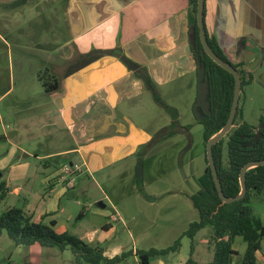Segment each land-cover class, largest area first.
<instances>
[{
    "label": "crops",
    "instance_id": "1",
    "mask_svg": "<svg viewBox=\"0 0 264 264\" xmlns=\"http://www.w3.org/2000/svg\"><path fill=\"white\" fill-rule=\"evenodd\" d=\"M204 22L207 38L253 83L264 68V0H205ZM194 29L190 0H0V182L22 203L10 209L56 222L60 200L73 188L58 181L64 166L100 174L131 159L140 164L151 149L189 131L200 63ZM44 74L55 90L46 92ZM152 96L166 116L155 131ZM241 120L260 122L247 121L244 103ZM106 226L102 243L115 235ZM102 249L108 259L126 253ZM261 251L256 258L264 264ZM191 256L193 264H210L214 253L197 260L194 240ZM189 259L168 254L149 264Z\"/></svg>",
    "mask_w": 264,
    "mask_h": 264
},
{
    "label": "rangeland",
    "instance_id": "2",
    "mask_svg": "<svg viewBox=\"0 0 264 264\" xmlns=\"http://www.w3.org/2000/svg\"><path fill=\"white\" fill-rule=\"evenodd\" d=\"M8 69L9 66L5 73ZM10 99L4 100L3 104L8 103L9 106ZM240 99V113L242 115L244 103L247 121L255 124L264 117V68L257 72L253 83L243 88ZM151 101L149 128L155 131L166 124V116L163 109L156 108L158 106L153 96ZM196 116V113L190 116L192 125L189 131L177 133L151 149L150 156L140 164L133 163L131 159L128 163L109 166L100 174L81 167L82 173L72 177L73 188L60 200L58 211L52 217L57 222L54 230L72 234L88 244L93 234V245L100 248L122 246L128 255L117 264H137L139 256L134 252L171 247L192 222L199 220L191 196L200 190L199 179L207 163L205 130ZM28 159L35 160L33 156ZM100 202L105 205L104 208L98 206ZM251 205L264 222V201L254 196ZM12 206H22L15 192L0 202V216ZM106 224L113 226L115 235L108 242L102 243L100 239L106 236L103 230ZM212 236V226H207L196 235L195 247L199 253L197 260L212 258ZM181 243L183 249L178 253H169V257H192L188 237L181 238ZM246 247L244 240L237 237L234 249L242 255ZM261 253L264 254V239ZM0 264L78 263L70 247L61 251L39 245L16 246L4 232L0 237Z\"/></svg>",
    "mask_w": 264,
    "mask_h": 264
},
{
    "label": "trees",
    "instance_id": "3",
    "mask_svg": "<svg viewBox=\"0 0 264 264\" xmlns=\"http://www.w3.org/2000/svg\"><path fill=\"white\" fill-rule=\"evenodd\" d=\"M190 2L195 26L196 51L200 59L199 62L205 67L206 77L209 80L211 114H205L201 111V118H197L199 124L204 127L206 145L207 141L224 127L229 118L234 96L235 78L205 53L196 22L198 0H190ZM208 42L220 58L230 62L217 42L209 39ZM232 65L241 75L243 92V88L251 84L252 77L240 69L241 64L232 63ZM44 76H39V78L43 82L46 92L55 90L57 85L52 84V80L48 79L45 74ZM155 98L161 106L171 111L156 94ZM240 111L239 104L234 127L224 139L213 146L218 177L223 192L228 198H234L241 192V169L251 161L264 160V117L260 119L258 127H255L241 120ZM173 116L176 119V113ZM205 162L207 167L199 179L200 190L191 196L193 206L198 211L199 220L192 222L171 247L166 249L152 248L148 251L138 252L142 264H149L151 260L176 252L181 245L182 237H188L191 240L193 252L196 235L207 226L213 228L210 244L214 245V257L210 264H233L235 257L239 256V253L233 248L237 237H241L247 245L238 264H260L256 254L261 251L262 240L264 239V222L251 205V199L253 196L258 197L259 195H263L264 198V166L253 168L247 172V194L242 200L222 204L207 161L206 146ZM8 193L9 188L6 183L0 182V202L5 200ZM55 224V221H51L49 224L43 220L35 222L32 215L22 209L12 208L0 216V237L6 232L16 246L39 245L47 248H58L61 251L70 247L78 264H117L128 255V253H122L120 256L108 259L104 256L102 248L85 243L72 234L57 233L54 230ZM105 226L103 227L104 230H108ZM187 264H193V260L190 258Z\"/></svg>",
    "mask_w": 264,
    "mask_h": 264
},
{
    "label": "water",
    "instance_id": "4",
    "mask_svg": "<svg viewBox=\"0 0 264 264\" xmlns=\"http://www.w3.org/2000/svg\"><path fill=\"white\" fill-rule=\"evenodd\" d=\"M204 10H205V0H198L197 3V11H196V22L197 27L199 29V36L200 41L203 46V49L205 53L220 67L231 73L235 78V89H234V96H233V102L229 114V118L224 125V127L218 131L216 134H214L206 143V155H207V161L211 168L214 183H215V189L217 190L220 199L222 200V204H230L233 202H237L242 200L246 194H247V184H246V176L247 172L253 168L264 166V160L262 161H251L247 163L240 172V186H241V192L238 196L234 198H228L225 196L222 185L220 182V179L218 177V171H217V165L214 158L213 153V146L219 143L222 139L226 137V135L232 130L234 127V122L236 115L238 113V107L239 102L242 94V78L238 70H236L231 62H227L220 58L210 47L206 29H205V22H204ZM198 97L197 101L194 105V111L197 115V117L201 118V111L205 114H211L210 112V102H209V80L206 77V71L205 67L201 65V63L198 64ZM0 173V177H1ZM99 207L104 208L105 205L103 203H98Z\"/></svg>",
    "mask_w": 264,
    "mask_h": 264
},
{
    "label": "built area",
    "instance_id": "5",
    "mask_svg": "<svg viewBox=\"0 0 264 264\" xmlns=\"http://www.w3.org/2000/svg\"><path fill=\"white\" fill-rule=\"evenodd\" d=\"M82 173V169L80 166H64L59 175V182L65 183V187L67 189H70L73 187V176ZM116 221V218H114Z\"/></svg>",
    "mask_w": 264,
    "mask_h": 264
},
{
    "label": "flooded vegetation",
    "instance_id": "6",
    "mask_svg": "<svg viewBox=\"0 0 264 264\" xmlns=\"http://www.w3.org/2000/svg\"><path fill=\"white\" fill-rule=\"evenodd\" d=\"M197 117V116H196Z\"/></svg>",
    "mask_w": 264,
    "mask_h": 264
}]
</instances>
